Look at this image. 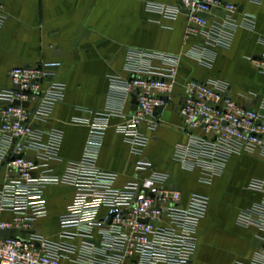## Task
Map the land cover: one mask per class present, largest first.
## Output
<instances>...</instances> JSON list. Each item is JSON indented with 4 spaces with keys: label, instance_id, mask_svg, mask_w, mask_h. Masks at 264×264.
I'll return each instance as SVG.
<instances>
[{
    "label": "built area",
    "instance_id": "built-area-1",
    "mask_svg": "<svg viewBox=\"0 0 264 264\" xmlns=\"http://www.w3.org/2000/svg\"><path fill=\"white\" fill-rule=\"evenodd\" d=\"M147 6L172 19L183 13L181 8L186 11L188 34L204 40V47L190 55L203 64L211 63L217 47H229L233 41L235 3L180 0L176 5L149 2ZM220 7L227 11L225 19L203 15ZM4 19L0 2V27ZM243 24L253 26V17L247 16ZM178 60L169 53L132 48L126 61L130 77L112 80L108 111L124 116L119 131L135 153L142 154L150 139L145 129L154 132L158 127V108L175 103ZM257 62L264 71V55ZM59 64L45 61L13 67L12 86L0 92V168L4 170L0 264H193L208 196L194 192L184 200L181 190L169 182V174L146 159L137 164L144 176L117 186L118 173L97 162L107 114L90 124L82 157L69 161L62 174L54 172L50 162L60 158L62 132L51 129L44 139L38 122L48 118L64 94V85L54 79ZM135 90L137 108L132 110ZM226 93L229 84L223 79H191L185 84L182 102L175 103L190 141L176 146L174 156L185 169L199 168L203 181L219 175L232 153L264 148V94L260 99L253 97L252 105L246 107ZM62 184L75 192L60 214V231L52 238L42 232L38 221L48 215L45 188ZM249 185L264 194V181L254 179ZM237 222L264 227V197L242 210ZM4 229L7 235L1 234ZM240 264H264V249Z\"/></svg>",
    "mask_w": 264,
    "mask_h": 264
},
{
    "label": "crops",
    "instance_id": "crops-1",
    "mask_svg": "<svg viewBox=\"0 0 264 264\" xmlns=\"http://www.w3.org/2000/svg\"><path fill=\"white\" fill-rule=\"evenodd\" d=\"M224 1L238 6L234 15L237 27L230 46L217 47L206 65L190 55L204 47V40L188 34L187 14L172 19L147 6L149 2L176 5L180 0H0L5 14L0 27V92L12 86L13 67L60 63L54 79L64 85V94L48 118L38 122L44 139L51 129L62 132L60 158L50 162L54 172L62 174L69 161L82 157L90 124L107 114L97 162L103 169L118 173L117 186L144 176L145 172L137 171V164L146 159L155 169L169 174V182L181 190L184 200L194 192L208 196L193 264L245 263L264 249V227L237 222L242 210L252 208L264 197L249 185L254 179L264 181V148L232 153L224 170L211 181L202 180L199 168L185 169L174 156L176 146L190 141L175 104L187 81L223 79L229 84V94L245 103L264 94V71L257 62L259 55H264V0ZM208 15L221 20L227 11L215 8ZM247 16L253 17V26L243 24ZM132 48L179 58L175 103L158 114L159 125L154 132L145 129L150 139L142 154L133 152L119 131L124 116L108 111L112 80L130 77L126 61ZM124 109L129 110L128 106ZM3 173L0 168V185ZM57 189L64 194L55 207L52 199ZM74 192L72 186L63 184L45 188L48 215L38 221V226L46 236L57 237L60 214ZM49 221L55 223L53 232L49 231Z\"/></svg>",
    "mask_w": 264,
    "mask_h": 264
},
{
    "label": "water",
    "instance_id": "water-1",
    "mask_svg": "<svg viewBox=\"0 0 264 264\" xmlns=\"http://www.w3.org/2000/svg\"><path fill=\"white\" fill-rule=\"evenodd\" d=\"M181 11L182 12H186L183 8H181ZM203 15L204 16H206V17H208L209 15L208 14H206V13H203ZM259 57L261 58L262 56L261 55H259ZM137 94H138V91L137 90H135L134 92H133V98H132V101H131V109L133 110V109H136L137 108V99H136V96H137ZM225 95H227V96H231L230 94H228V93H226ZM182 96L179 98V100H178V104H180L181 102H182ZM256 101V100H255ZM16 103H19V101H17ZM24 105H28V102H24L23 103ZM252 105V101H250V102H248V103H246L245 104V106L246 107H250ZM165 108V105H161L159 108H158V110H157V115L163 110ZM178 108V107H177ZM173 188H177V187H173ZM9 233V231L8 230H6V229H4V230H2L1 231V234L2 235H7ZM14 233V230L12 229V230H10V234H13Z\"/></svg>",
    "mask_w": 264,
    "mask_h": 264
},
{
    "label": "rangeland",
    "instance_id": "rangeland-1",
    "mask_svg": "<svg viewBox=\"0 0 264 264\" xmlns=\"http://www.w3.org/2000/svg\"><path fill=\"white\" fill-rule=\"evenodd\" d=\"M190 182H192V180H190ZM205 188H206V186H204ZM55 192H56V195H55V197L52 199L53 200V204H54V206L56 207L57 205H58V203L60 202V196L62 195V194H64V190H62V189H57V190H55ZM54 215V213H52V218L51 219H55V217L53 216ZM49 223V226H48V228H49V231L50 232H53L54 230H55V223L54 222H52V221H49L48 222Z\"/></svg>",
    "mask_w": 264,
    "mask_h": 264
}]
</instances>
